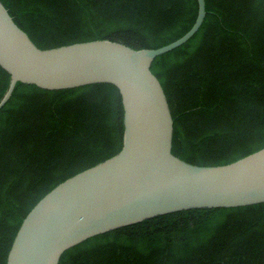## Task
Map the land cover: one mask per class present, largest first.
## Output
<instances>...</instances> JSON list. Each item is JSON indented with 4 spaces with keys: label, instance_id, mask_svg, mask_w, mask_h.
<instances>
[{
    "label": "trees",
    "instance_id": "1",
    "mask_svg": "<svg viewBox=\"0 0 264 264\" xmlns=\"http://www.w3.org/2000/svg\"><path fill=\"white\" fill-rule=\"evenodd\" d=\"M40 49L109 39L157 48L182 36L197 0H0ZM185 43L150 70L173 120L171 152L222 165L264 147V0H204ZM9 74L0 67V98ZM123 110L109 83L47 90L17 82L0 108V264L34 204L116 154ZM67 264H264V205L176 214L85 243Z\"/></svg>",
    "mask_w": 264,
    "mask_h": 264
},
{
    "label": "water",
    "instance_id": "2",
    "mask_svg": "<svg viewBox=\"0 0 264 264\" xmlns=\"http://www.w3.org/2000/svg\"><path fill=\"white\" fill-rule=\"evenodd\" d=\"M204 0L182 36L157 48L95 39L40 49L0 1V67L9 74L0 108L17 82L47 90L109 83L123 110L121 149L58 183L23 218L5 264H67L89 240L176 214L264 205V147L222 165H195L171 152L173 120L150 70L155 57L200 27Z\"/></svg>",
    "mask_w": 264,
    "mask_h": 264
}]
</instances>
